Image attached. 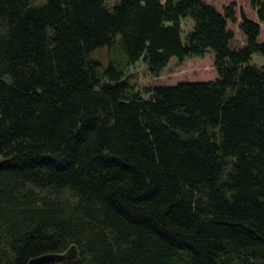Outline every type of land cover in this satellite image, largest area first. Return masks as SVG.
<instances>
[{"label": "trees", "instance_id": "trees-1", "mask_svg": "<svg viewBox=\"0 0 264 264\" xmlns=\"http://www.w3.org/2000/svg\"><path fill=\"white\" fill-rule=\"evenodd\" d=\"M249 4L0 0V264H264V67L248 65L264 0ZM139 60L214 76L137 90Z\"/></svg>", "mask_w": 264, "mask_h": 264}, {"label": "rangeland", "instance_id": "rangeland-1", "mask_svg": "<svg viewBox=\"0 0 264 264\" xmlns=\"http://www.w3.org/2000/svg\"><path fill=\"white\" fill-rule=\"evenodd\" d=\"M118 0H108V3L112 5ZM208 3L213 4L218 9H222L223 6L228 5L231 2H235L237 5V17H239V12L244 13L246 16L253 18L254 11L251 9L249 0H204ZM194 26V23L190 19H185L182 21V29L184 33L182 34V39L185 40L186 36L190 33ZM230 28L234 32L235 41L234 45H239L243 42V38L238 30L237 24H229ZM94 59L101 64L106 63L105 50H100L94 55ZM249 66H256L259 68L264 67V57L258 54H254L249 61ZM148 66L142 60H139L125 72V77L130 81L131 85L136 86L137 90H142L144 88L157 85V84H174L177 81L183 80L184 76L187 74H202L204 77L210 78L214 76V71L212 70V64L209 61H205L199 67L194 63H189L183 68L177 69L172 64L167 71H165L159 78H153L149 75ZM211 74V75H210ZM125 80V79H124Z\"/></svg>", "mask_w": 264, "mask_h": 264}, {"label": "water", "instance_id": "water-1", "mask_svg": "<svg viewBox=\"0 0 264 264\" xmlns=\"http://www.w3.org/2000/svg\"><path fill=\"white\" fill-rule=\"evenodd\" d=\"M75 254L74 249H70L63 254H45L31 259L28 264H55L65 259L73 258Z\"/></svg>", "mask_w": 264, "mask_h": 264}]
</instances>
